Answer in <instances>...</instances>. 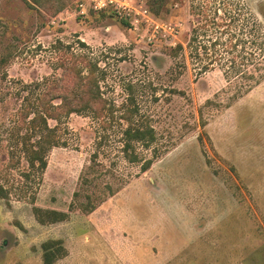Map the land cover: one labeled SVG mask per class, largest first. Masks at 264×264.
I'll use <instances>...</instances> for the list:
<instances>
[{
  "label": "rangeland",
  "instance_id": "374dc122",
  "mask_svg": "<svg viewBox=\"0 0 264 264\" xmlns=\"http://www.w3.org/2000/svg\"><path fill=\"white\" fill-rule=\"evenodd\" d=\"M63 1L0 0V177L26 184L0 199V264H42L50 239L65 252L52 264H264V79L233 97L223 65L199 70L189 37L202 0L153 16L161 31L150 43L97 13L52 24L72 5L56 11ZM237 1L264 28V0ZM83 52L104 72L98 86L112 109L48 119L59 145L24 181L17 140L32 113H21L58 62ZM128 125L151 127L153 141L124 149ZM34 206L67 216L41 223Z\"/></svg>",
  "mask_w": 264,
  "mask_h": 264
},
{
  "label": "trees",
  "instance_id": "16d2710c",
  "mask_svg": "<svg viewBox=\"0 0 264 264\" xmlns=\"http://www.w3.org/2000/svg\"><path fill=\"white\" fill-rule=\"evenodd\" d=\"M30 1L39 6L43 3V0ZM68 1H72L73 4L75 0H65L55 10L59 11ZM204 1L202 0V25L197 24L201 19L198 15L197 20L192 21L190 26L189 47L192 50H189V57L200 58L199 51L202 50V64L199 67L201 72H205L214 64L223 65L225 77L232 75L235 78L232 87L235 88L233 97H236L237 94L248 91L264 79V28L244 3L231 0L228 7L225 6L228 2L223 4L224 0ZM176 2L180 0H145V5L152 16H157ZM243 10L247 11L243 12ZM93 13L106 15L105 12L100 11L90 12L89 16ZM120 22L126 26L125 22ZM200 29H202V42L198 39ZM79 43L80 48H85L83 42ZM181 47L178 43L171 50L176 54ZM56 69L59 71L58 75L45 81L44 87L36 96L34 106L21 113L23 117H28L32 113L27 120L25 132L20 133L17 140L19 154L22 155L25 165V170L21 172L24 181L29 179L30 170L37 172L38 175L41 174L46 167L47 152L59 145L55 128L47 124L48 119L59 120L70 113L85 112L101 117L106 110L112 109L110 102L99 90L98 81L104 76V72L98 68L95 58L90 57L86 52L73 53L69 58H63L58 62ZM131 99L128 97L130 102ZM136 111L137 107L131 108L127 113L125 111L122 117L131 119V115ZM122 134L124 149L129 148L131 142L147 146L154 139L153 130L149 126L141 128L128 125ZM135 157L134 154L130 155L131 159ZM148 164L149 161H146L142 168L145 169ZM9 165L14 166L15 163L10 160ZM25 185H22L24 189ZM19 186L0 177V199L8 200L11 191L16 188L20 194H25L26 189L22 190V186L20 188ZM33 200L32 195L29 202L32 203ZM33 212L41 223L63 221L67 216L63 211L42 209L37 206L33 207ZM41 248L42 264H52L65 253L59 239L46 240L42 242Z\"/></svg>",
  "mask_w": 264,
  "mask_h": 264
},
{
  "label": "built area",
  "instance_id": "2783aa9c",
  "mask_svg": "<svg viewBox=\"0 0 264 264\" xmlns=\"http://www.w3.org/2000/svg\"><path fill=\"white\" fill-rule=\"evenodd\" d=\"M103 11L119 21L139 40L152 42L161 31L160 25L149 12L144 0H75L65 6L52 19V24H61L67 18H86L90 12ZM108 28V27H107Z\"/></svg>",
  "mask_w": 264,
  "mask_h": 264
},
{
  "label": "crops",
  "instance_id": "0c3cea01",
  "mask_svg": "<svg viewBox=\"0 0 264 264\" xmlns=\"http://www.w3.org/2000/svg\"><path fill=\"white\" fill-rule=\"evenodd\" d=\"M107 29H110V26H108V28Z\"/></svg>",
  "mask_w": 264,
  "mask_h": 264
}]
</instances>
